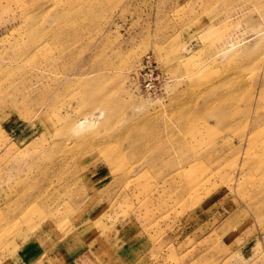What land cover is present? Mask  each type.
<instances>
[{"label":"rangeland","instance_id":"1","mask_svg":"<svg viewBox=\"0 0 264 264\" xmlns=\"http://www.w3.org/2000/svg\"><path fill=\"white\" fill-rule=\"evenodd\" d=\"M0 264H264V0H0Z\"/></svg>","mask_w":264,"mask_h":264},{"label":"built area","instance_id":"2","mask_svg":"<svg viewBox=\"0 0 264 264\" xmlns=\"http://www.w3.org/2000/svg\"><path fill=\"white\" fill-rule=\"evenodd\" d=\"M142 90L150 96H157L162 89L163 76L153 56L146 55L136 74Z\"/></svg>","mask_w":264,"mask_h":264},{"label":"crops","instance_id":"3","mask_svg":"<svg viewBox=\"0 0 264 264\" xmlns=\"http://www.w3.org/2000/svg\"><path fill=\"white\" fill-rule=\"evenodd\" d=\"M27 255H25L24 257H26Z\"/></svg>","mask_w":264,"mask_h":264}]
</instances>
